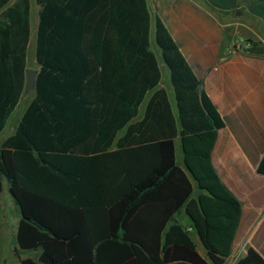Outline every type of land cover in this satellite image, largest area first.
Segmentation results:
<instances>
[{"label": "trees", "instance_id": "obj_1", "mask_svg": "<svg viewBox=\"0 0 264 264\" xmlns=\"http://www.w3.org/2000/svg\"><path fill=\"white\" fill-rule=\"evenodd\" d=\"M35 1L40 7L35 55L43 66L37 97L0 148V194L6 181L21 213L19 248L45 251L55 264H225L243 213L212 162L226 122L162 19L156 17L153 36L148 0ZM207 1L213 11L225 14L240 3ZM249 11L264 20V0ZM31 37L32 0H0V135L24 92ZM152 40L159 54L151 49ZM78 63L102 67L103 83L113 78L135 87L139 83L134 100L120 96L117 103L133 105V116L155 90L144 121L129 130L142 131L135 142L129 143L128 135L114 144L116 132L95 144L76 138L88 129L76 126L88 114L85 104L112 106L117 98L116 90L87 96L73 86V78L67 88L55 82L61 96L45 87L51 77L46 67ZM162 65L176 108L160 87ZM125 116L114 122L126 126L132 114ZM114 146L118 149L112 151ZM257 173L264 176V156ZM184 212L209 260L177 220ZM20 259L21 264H40ZM236 264H264V257L249 246Z\"/></svg>", "mask_w": 264, "mask_h": 264}, {"label": "crops", "instance_id": "obj_2", "mask_svg": "<svg viewBox=\"0 0 264 264\" xmlns=\"http://www.w3.org/2000/svg\"><path fill=\"white\" fill-rule=\"evenodd\" d=\"M240 1H242V4L249 1L250 8L254 6L258 0ZM148 4L153 17V36L155 30L154 21L158 16L162 19L174 40L179 44L187 61L201 80H203L201 71L211 66L206 62L212 59L215 55H218L219 51L226 48L227 53L226 50H224L223 54H225V56L232 55L234 57V62L236 63L235 66L239 67L237 61L240 62L244 60L246 62L247 60H250V65L247 67L249 79L251 78L250 75L252 73H262L264 76V52H247V54H242L241 51L235 49V44L227 46V44L225 43L226 39L224 37V28L232 24L231 20H227V18L230 16L229 14H225L220 11H212L211 7L206 6L205 0H148ZM237 15H239V13ZM255 17L262 20V18L256 15ZM256 18H254V21L258 23L259 21L258 19L256 20ZM257 38L260 37L257 35ZM204 43L207 44L205 47L203 46ZM152 45H154L153 40ZM151 49L156 52L152 48V46ZM247 56L250 58H247ZM78 64L79 65H61L58 68L46 67L47 71H45V74H49L51 77L50 79L45 80V87L49 89L50 92L58 93V95L61 96V94L63 93L55 89V87H57L55 85V82H58L61 87L67 88V83H70L71 78H73V86L78 84L80 88L83 89V93L87 96L88 93L92 96L97 95L98 93L110 95L111 93H114L111 92V90H116L117 98L115 100L116 104L112 106H103L101 103L85 104L84 108L88 112V114L86 115L83 124H76V126H82V128L85 129L86 126H88V129L78 131V133H76V138L88 139V143L91 142L95 144L97 142L109 141L110 139L107 138V136L116 132L113 139L114 144H118L120 141L128 137V135L129 138H127V141L129 143L135 142L137 138L140 137L142 131L133 130L131 131V134H129V130L131 127L139 125L142 121H144L148 101L150 100L155 90L148 93V96L146 97L144 103L138 107L136 116H133V105H128L125 108H122L120 104L118 105L117 103L121 102L120 99L122 98H120V96L125 97L127 101H130L131 99L134 100L135 90L137 92V95L140 93L139 83H136L135 87V83H127L124 78H113L103 83L101 76L102 67H95L93 65H88V63L84 65L82 63ZM29 68L37 71L36 88L28 95H24L23 92L18 106L10 116L4 131L0 135V148L1 145L9 137L13 136L17 132L20 122L22 121L29 107L32 105V102L37 97V83L43 66L38 63V58L36 55L28 54L26 57V68L24 71L25 83L26 71ZM162 72L163 81L160 87H164L167 89L170 101L173 107L176 108L174 89L168 81L169 74L167 70L164 69L163 65ZM66 76L68 78H66ZM214 79L216 81H219V77L216 74H213L211 81H214ZM255 80L260 83L259 86L261 87V93L254 99V105L252 107H254V111H256L257 114L258 112L260 113V117L264 120V79L256 78ZM204 88L216 105L214 94L212 93V91H210V88H206L205 86ZM232 90L235 91L236 88L233 87ZM221 99L229 101L227 97ZM124 103L126 102L123 99L122 104ZM47 108L52 111L56 108L58 109V107L54 105H50V107ZM246 111H248L251 116V107ZM123 113H125L126 115L132 114V117L126 126L121 127L120 125H117L116 122H114V118L118 119L129 117L125 116V114ZM55 124L56 123L54 121L53 124L51 123V125L53 126H55ZM231 125L232 124H226V131H221L219 133L215 148L212 153V162L223 183L238 197L240 201L241 199L247 201L250 199L251 202H253V197L259 195L260 193V190L255 189L257 185H260V183L253 181V173H255L259 177L257 178L258 180H260L261 182L264 181V176L257 173V167L264 156V132H262L261 137H258L257 140L255 138L254 142L250 143L251 145L249 146V148L244 146L237 147L233 142V136H231L228 130ZM115 128L116 131L114 130ZM150 136L151 131L150 129H148L145 134V137H147L146 141L149 140ZM178 143H180V141L176 139V154L179 150ZM117 149L118 147L114 146L112 151H115ZM179 165L183 167L182 161ZM261 185L263 184L261 183ZM194 191H196L195 185ZM252 213V208L248 209L245 212L243 210L239 228L236 234V239L234 242V247L235 244H237L242 238H249V231L254 224L253 217H255ZM183 215H185V217L189 219L185 212L180 216ZM251 238L253 237L251 236ZM255 241H253L252 245L257 247L258 249H263V247L258 246Z\"/></svg>", "mask_w": 264, "mask_h": 264}, {"label": "rangeland", "instance_id": "obj_3", "mask_svg": "<svg viewBox=\"0 0 264 264\" xmlns=\"http://www.w3.org/2000/svg\"><path fill=\"white\" fill-rule=\"evenodd\" d=\"M239 2V8L229 13L230 16L227 18V20L232 21V24L224 28L225 43L227 46L235 44V49L241 51L242 54H247V52L256 53L258 50L264 48V20L256 18L255 15L249 11V1L244 4H242L240 0ZM205 4L210 7L207 0H205ZM39 10L40 7L36 4V1L32 0L30 55H35L36 28ZM238 13L239 15H237ZM254 18H256V20L258 19L259 22L256 23ZM256 34L260 38H257ZM206 45V43L203 44L204 47ZM152 48L159 54L155 44L152 45ZM224 50H226L227 53V48ZM224 50L219 51L218 55H215L206 62L211 66L201 71L203 86L206 88L209 87L210 91L214 94L216 106L225 118L226 124H232L228 130L231 136H233L235 145L237 147L244 146L249 148L251 145L250 143L254 142L255 138L257 140L258 137H261L262 132H264V120L260 117V113L258 112L257 114V112L254 111V107H252L254 105V99L261 93L260 83L255 79H264V76L262 73H252L249 79L247 67L250 65V60L246 62L244 60L240 62L237 61L239 66L237 67L235 66L234 57L232 55L225 56V54H223ZM247 58L250 57L247 56ZM213 74L219 77V81L215 79L211 81ZM233 87L236 88L235 91L232 90ZM220 97H227L229 101L221 99ZM250 107L251 113L253 114H251V116L249 112L246 111ZM178 144L177 161L179 164H181L182 161L183 165L182 148L181 144ZM257 178L259 177L253 173V181L260 183V185H257L255 188L256 190H260L259 195L253 197V202H251L250 199L248 201L241 199L244 212L252 208V214L255 216L253 217L254 224L249 231V238H242L235 244L233 253L226 260L225 264H236L239 259L245 256L249 246L255 247L252 245L255 240L258 246L263 247V249L261 248L262 250L257 247L255 248L264 257V181L261 182ZM261 183L263 185H261ZM194 185L197 190V185L195 183ZM20 219V209L9 191L8 183L4 181L3 192L0 194V264H21L20 257L38 260L42 253L40 250L23 251L19 248L16 235ZM178 221L191 233L199 253L209 260L207 251L195 232V229L192 227L190 220L183 215L178 217ZM251 236L253 238H251Z\"/></svg>", "mask_w": 264, "mask_h": 264}, {"label": "water", "instance_id": "obj_4", "mask_svg": "<svg viewBox=\"0 0 264 264\" xmlns=\"http://www.w3.org/2000/svg\"><path fill=\"white\" fill-rule=\"evenodd\" d=\"M36 82H37V71L30 68L27 69L24 95H28L29 93L35 90ZM38 262L40 264H55L54 260L45 251L41 253Z\"/></svg>", "mask_w": 264, "mask_h": 264}]
</instances>
